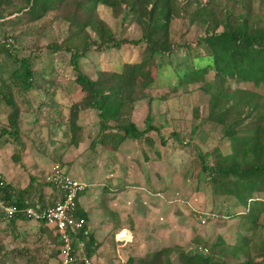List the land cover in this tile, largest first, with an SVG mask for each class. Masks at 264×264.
I'll return each instance as SVG.
<instances>
[{"label":"trees","instance_id":"trees-1","mask_svg":"<svg viewBox=\"0 0 264 264\" xmlns=\"http://www.w3.org/2000/svg\"><path fill=\"white\" fill-rule=\"evenodd\" d=\"M255 1L0 0V26L7 21L30 24L44 21L40 31L54 22L65 26L62 42L47 46L53 55L66 58L73 72V83L81 94V99L70 107L68 117L70 142L75 145L80 131L76 122L78 112L90 109L97 112V133L89 144L90 150L97 145L105 149L118 148L126 138L144 139L153 147L155 142L149 138L152 132L160 139V144L166 146L167 139L163 138L165 123L154 126L153 117L148 113L145 128L139 129L132 119L138 102L148 99L150 103L152 100L145 92L156 81L165 83L159 86L167 87L173 93L195 86L204 98L205 116L202 117L198 106L194 107L193 118L198 122L193 125L191 134L209 123L212 130L219 133V140L210 150H200L194 144L193 136L183 144L185 148L193 144L194 157L208 185L211 201L234 200L243 209L237 212L234 207L235 216H243L244 229L249 234L238 236L233 245L226 244L220 236L212 243L199 241L196 246L203 248L198 250L196 247L195 251L164 246L142 258H128L125 264H264V238L260 233L264 231V200L254 197L264 195V96L247 88H229L232 81L264 87V19L255 13ZM99 6L109 9L114 18L129 19L139 30V37H121L98 17ZM175 20L183 26L176 37L172 32ZM196 23L203 27V34L191 45L185 39L186 26L191 28ZM16 38L5 36L0 39L1 55L12 57L9 41ZM125 46L136 49V57L114 67L92 66L90 73L82 68V60L88 58L90 51L98 54L109 50L121 52ZM39 58V55L20 58L18 68L6 80L0 79V103L8 110L0 138L8 136L6 141L14 146L20 145L21 113L15 95L27 101L29 92L52 84V80L43 81L44 75L35 68ZM210 74L212 80L207 79ZM38 80L43 81L40 87L36 83ZM48 95V106L58 109L54 91ZM169 140L182 146L180 135L175 132ZM221 147L226 150L220 151ZM33 180L25 188L16 189L0 175V203L14 209L9 218L0 209V225L15 231L18 223L30 222L24 214L26 208L42 210L60 199L61 194L46 181L44 183L50 188L48 197L31 196ZM79 195L76 214L86 220L78 206ZM38 224L41 233L47 234L57 246L59 254V242L52 230L42 222ZM12 237L16 239L17 234ZM82 238L86 256L91 259L97 248L96 242L90 233ZM2 245L0 264H14L13 257L21 256L22 249L6 251ZM238 255L246 257L237 263L227 261L228 256Z\"/></svg>","mask_w":264,"mask_h":264},{"label":"rangeland","instance_id":"rangeland-1","mask_svg":"<svg viewBox=\"0 0 264 264\" xmlns=\"http://www.w3.org/2000/svg\"><path fill=\"white\" fill-rule=\"evenodd\" d=\"M253 6L255 13L264 19V1L257 0ZM96 14L114 31L119 32L121 37H139V30L129 19L124 21L123 16L114 18L109 9L101 6L97 7ZM13 22L7 21L4 26H0V39L5 36L17 37L16 40H8L12 45V57L6 58L0 54V79L6 80L18 68L17 60L20 58L39 55L35 68L44 75L43 81L52 80V84L41 86L39 91L29 92L27 101L15 95L21 111L20 145L14 146L15 144L6 141L8 136L0 138V175L16 189L25 188L34 179L33 186L30 187L31 196L42 194L48 197L50 188L44 181L51 167L58 163L70 177L88 185L82 195L83 200L85 196H89L86 194L91 188L98 189L100 196L95 201L102 204L100 218L111 226H130L128 232L132 239L127 244L124 240L125 246L121 251V248H116L120 239L118 236L112 237L113 239L105 238L104 247L95 255L97 259L93 261L91 258L92 264H125L128 258H142L148 252L166 245L180 246L188 251H193L196 247L200 250L203 246H196L199 241L212 243L217 236L226 244L233 245L238 236L249 234L244 229L243 216H235V209L237 212L243 209L234 200L211 201L208 185L204 182V175L194 157L193 144L187 148L183 144L193 136L194 144L200 150H210L219 140V133L213 131L209 123L204 124L196 134H191L193 125L198 122L193 118L194 107H199L202 117L206 112L204 98L195 86L173 93L167 87H160L165 83L156 81L145 92L152 99L150 103L145 99L135 105L132 119L139 129L145 128L148 113L153 117L154 126L166 124L163 133V138L167 139L166 146L161 145L160 139L152 132L149 133V138L154 140V147H150L144 139L139 141L126 138L118 148L105 149L102 145H97L94 150H90L89 144L97 133V112L90 109L78 112L76 122L80 118L81 121L75 145L70 142L68 117L70 107L81 99V94L73 83V72L66 58L53 55L47 46L53 42H62L65 26L54 22L40 31L44 21L34 24ZM186 27V41L191 45L196 44V40L203 34V27L198 23L191 28ZM182 28L179 20L173 21L174 36ZM136 54V49L131 50L126 46L121 52L109 50L98 54L93 50L88 53V58L82 60V68L90 73L92 66L114 67L121 61L136 57ZM207 79L212 80V75H208ZM43 81L38 80L36 83L40 87ZM229 88H247L259 91L264 96L263 86L258 88L232 81ZM45 90L48 93H43ZM52 91L55 102L59 104L58 109L48 106V94ZM7 112L6 106L0 103V129L7 123ZM59 123L62 124L58 126ZM174 132L180 135L182 146L179 142L169 140ZM223 150L226 149L221 147L220 151ZM154 151L160 152L161 157H157ZM80 156L82 157L79 159ZM74 159L77 161L72 163ZM69 163H72L70 171ZM160 192L164 193L162 197ZM155 193L157 196H154ZM163 195H166L168 206L166 216H163L160 223L161 227H158L162 232H157L156 222L148 226H140L137 221L133 223L136 213L144 212L148 201H152L157 208L161 201L165 204ZM254 197L264 200V195L257 194ZM122 201L127 202L121 203ZM40 227L33 221L18 223L15 231L0 225V231L5 228L0 234V245L3 244L4 250L22 249L21 256L13 257L14 264H58L60 255L57 254V246L47 234L41 233ZM90 229H93V223L90 224ZM260 233L264 238V231ZM15 234L17 238L13 239ZM256 239L259 240V236ZM244 257L246 256H228L227 261L237 263Z\"/></svg>","mask_w":264,"mask_h":264},{"label":"built area","instance_id":"built-area-1","mask_svg":"<svg viewBox=\"0 0 264 264\" xmlns=\"http://www.w3.org/2000/svg\"><path fill=\"white\" fill-rule=\"evenodd\" d=\"M46 182L53 185L61 194L60 199L53 206H47L42 210L26 208L25 217L33 222H42L52 230L59 242V264H92L91 259L86 256L85 242L82 238L89 234L87 221L76 214L77 197L85 190L86 185L70 177L58 163L51 167ZM0 209L8 218L14 213L12 207L2 203Z\"/></svg>","mask_w":264,"mask_h":264},{"label":"crops","instance_id":"crops-1","mask_svg":"<svg viewBox=\"0 0 264 264\" xmlns=\"http://www.w3.org/2000/svg\"><path fill=\"white\" fill-rule=\"evenodd\" d=\"M80 119L77 120V125H79V126H80V121H81ZM85 129H83V131ZM153 147H154V145H153ZM77 150H78V148H77ZM154 152L157 154V157H161L160 152L159 153H158V151H154ZM81 157L82 156H80L78 158L80 159ZM76 159H74L72 161V163H74V162H76L78 160V159L77 160ZM72 163H69L70 164L69 165V167H70L69 171L72 169V167H71ZM74 179H76V178H74ZM76 180H78V179H76ZM79 181H81V180H79ZM87 187H88V185L86 186L85 190L87 189ZM85 190L79 195L78 206H79L81 212L86 217L87 229H88L89 233L92 234V236H93V238H94V240L96 242V245H97L95 253L92 256L93 261H95V259H97V256H95V255L99 254L101 249L104 247L105 238L111 237V239H113L112 237H114V238H118L119 237L120 239H118L119 241H118V244L116 245V248H118V249L121 248V251H122L124 249L123 247L125 246V244H127V242L130 241L132 239V237L130 236V233L128 232L129 229H130L129 228L130 226H123L121 228L120 227L111 226L110 223H108V222L105 223V221L100 218V215H101L100 210H101V207H102L100 205H102V204L100 203V201H95L96 197L100 196L99 190L95 189V188H91L88 191V193L86 194V195H89V196H85L84 197L85 200H83L82 199V195L85 193ZM162 194H164V193L160 192V195H161L160 197H162ZM154 196H157V193H155ZM163 196H164L163 199L165 200L163 202L165 204L161 203L162 202L161 201L160 203H158L159 207L157 208V206L154 205L152 203V201H148L149 203L144 208L145 211L144 212L141 211V212L136 213V215H135L136 218L133 221V223L135 224L136 221H137V222H139L140 226H143V224L145 226H148L152 222H154V223L156 222L155 228L156 227L158 228L160 226V223H161L162 219H163V216L165 217L166 213H167L168 202H167L166 195H163ZM87 198H88V201L86 200ZM90 199L92 201H90ZM116 202L117 201H114V203H116ZM118 202H120V201H118ZM124 202H127V201H122L121 203H124ZM129 202L130 201H128V203ZM106 203H108V202H104V204H106ZM96 204H98L99 206H96ZM141 209H143V208H141ZM162 213L164 215H162ZM91 223H93V229L92 230L90 229V224ZM140 226H138V228L141 229L142 227H140ZM121 232H122V235H121ZM157 232H162V229L158 228ZM121 236H123V237H121ZM124 240H125V244H123ZM160 248H162V246ZM160 248L156 249L155 251H158ZM151 252H153V251H151ZM148 253H150V252H148ZM118 258L121 259L120 256H118Z\"/></svg>","mask_w":264,"mask_h":264}]
</instances>
